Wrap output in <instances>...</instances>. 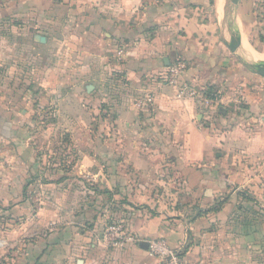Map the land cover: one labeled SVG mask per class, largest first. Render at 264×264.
Wrapping results in <instances>:
<instances>
[{
  "label": "crops",
  "instance_id": "crops-1",
  "mask_svg": "<svg viewBox=\"0 0 264 264\" xmlns=\"http://www.w3.org/2000/svg\"><path fill=\"white\" fill-rule=\"evenodd\" d=\"M49 1L54 2V9L45 12L48 18L43 17L49 20L47 31L43 29L48 41L24 44L23 50L31 58L23 62L33 68L35 90L43 99L48 97L66 129L83 126L88 119L85 105H95L103 97L115 113L119 129L136 135L111 142L118 153L113 156L101 152L64 161L75 179L97 182V188L87 190L89 194L96 191L103 197L101 191L108 190L114 203L122 196L128 199L117 201L114 212L109 205L100 208L98 198L90 205H77L71 199L59 207L56 201L48 202L47 209L36 216L30 215L27 202L21 203L12 209L19 224L17 232L7 235L5 247L27 248L23 254L27 264H161L148 255L147 242L163 238L180 251L182 264H247L249 250L243 245L236 250L235 246L247 238L223 233V221L209 229L233 205L226 203L214 215L187 221L175 209L171 212L150 198L168 193L172 180L185 179L193 182L186 189L191 193L202 188L206 195L225 193L238 178L242 182L243 174L248 177L251 167L245 161L264 155V119L250 129L228 127L226 109L217 116L215 107L205 109L190 95L178 98L180 89L159 79L182 58L188 65L181 81L185 87L204 93L219 82L220 67L225 65L224 50L217 46L219 0ZM38 34L41 31L33 33ZM148 94L153 96V104L143 110L136 108L135 101ZM72 101L83 104L80 114L85 111L86 118L73 113ZM248 112L260 113L257 108ZM28 113L27 109H0L4 126L0 137L6 144L28 137ZM143 135L152 138L140 139ZM26 159L36 165L29 154ZM184 190L182 185L176 189L177 193ZM63 191L67 196L82 192L65 188L52 189V194ZM111 218L125 220L137 241L125 248H106L101 230ZM48 224L59 228L49 241L38 238L31 247L23 243L30 230Z\"/></svg>",
  "mask_w": 264,
  "mask_h": 264
},
{
  "label": "rangeland",
  "instance_id": "rangeland-1",
  "mask_svg": "<svg viewBox=\"0 0 264 264\" xmlns=\"http://www.w3.org/2000/svg\"><path fill=\"white\" fill-rule=\"evenodd\" d=\"M53 3L49 0H0V109H27L29 112L26 118L27 138L18 137L10 144H6L0 137V264H27L23 262L24 250L27 248L24 249L17 244L5 247L7 235L16 231L19 224L18 215L12 210L19 204L27 202L31 209L30 215L36 216L47 209L48 202L56 201V206L59 207L63 206L67 199H71L77 205L79 203L90 205L98 198L100 208H108L106 205H109L110 211L114 212L117 208L114 204L117 201H124L122 198H126L125 201L128 199L122 196L114 203L112 201L114 197L108 190L101 191L105 194L103 197H98L99 193L96 191L89 194L87 190L97 188V182L75 179L69 164L64 161L73 162L81 155L97 156L101 152L113 156L118 153L111 142L119 138L130 140L137 138L136 135L124 131V128L122 131L119 129L115 123L116 115L103 97L97 98L95 105L92 103L85 105L88 119H84L83 126L77 127L76 130L71 127L66 129L63 119L56 114L48 97L43 99L35 90L33 81L36 75L33 68L23 62L31 58L28 56L29 52L23 50L24 44L32 45L35 41L47 43L48 36L45 31L49 20H44L43 17H49L45 12L54 9ZM227 7L228 0H225L224 10L218 11L221 28L219 25L216 30L217 46L224 50L222 58L225 65L220 67L219 82L208 89L205 88L204 93L215 101L217 116H221L220 110H227L225 116L229 120L228 127L250 129L255 126L254 124H262L261 120L264 119V78L245 68L227 47L225 42L230 41L232 37L227 25L229 21L225 17ZM237 24L241 42L242 40L245 42L247 50L264 57V0H240ZM39 31L41 35H33ZM242 52L251 57L243 48L239 53ZM254 60L264 66L263 61ZM72 103L73 113L78 114L77 117L81 118L82 115L86 118L85 111L80 114L84 110L83 104L81 105L79 101ZM256 108L260 112L259 115L248 112ZM3 127L0 124V131ZM74 127L76 128V125ZM150 138L152 137L143 135L140 139ZM28 154L36 159L35 166L28 164L30 163L26 159ZM254 158L251 162L245 161L246 165L249 164L251 167L248 177L243 174L242 182L238 178L225 193L206 195L203 188L202 191L191 193L186 189L191 188L193 182L185 179L172 180L168 193L150 198H153V203L162 204L163 207L171 209V212L175 209L174 213H180L187 221H194L199 215L200 208L209 210L218 204L233 205L227 210L229 214L222 213V220H217L209 229H216L220 222H226L221 229L223 233L238 239L241 237L248 239L243 244L235 243L236 250H241L242 245L244 250H249L250 259L247 264H264V155ZM56 169H61L63 173ZM67 171L71 174L69 172L67 174ZM179 185L185 188L184 192L177 193ZM8 188L14 194H9ZM65 188L82 192L69 196L65 195L64 191L57 192V195L52 194L54 193L52 189ZM255 192L256 195L253 194ZM247 194L254 199H246ZM163 211L169 213L167 210ZM116 219H107L101 230L102 235ZM55 229L59 230L57 224L30 230L22 241L30 247L38 238L49 241L56 233ZM28 264L38 263L32 261Z\"/></svg>",
  "mask_w": 264,
  "mask_h": 264
},
{
  "label": "built area",
  "instance_id": "built-area-1",
  "mask_svg": "<svg viewBox=\"0 0 264 264\" xmlns=\"http://www.w3.org/2000/svg\"><path fill=\"white\" fill-rule=\"evenodd\" d=\"M121 55L122 53H119V56ZM187 66L186 60L178 58L159 76V79L167 86L179 88L178 98H182L184 95H190L195 99H199L202 107L205 109L213 108L215 106L213 99L207 97L202 92H197L181 84L182 78L187 71ZM152 104L153 96L150 94L140 97L135 101V107L141 110ZM101 241L108 249H120L134 244L137 238L129 232L125 220H117L103 233ZM147 252L150 257L158 259L161 264H182L180 251L171 247L168 241L163 238L150 239L147 242Z\"/></svg>",
  "mask_w": 264,
  "mask_h": 264
},
{
  "label": "water",
  "instance_id": "water-1",
  "mask_svg": "<svg viewBox=\"0 0 264 264\" xmlns=\"http://www.w3.org/2000/svg\"><path fill=\"white\" fill-rule=\"evenodd\" d=\"M240 0H228V7L225 17L229 21V29L231 31V40L226 41V45L233 55L237 57L240 63L254 74L260 75L264 78V66L256 61L252 57H248L244 52L240 54L242 50L241 45V33L237 24V8ZM260 64V66H259ZM259 66V67H258Z\"/></svg>",
  "mask_w": 264,
  "mask_h": 264
},
{
  "label": "trees",
  "instance_id": "trees-1",
  "mask_svg": "<svg viewBox=\"0 0 264 264\" xmlns=\"http://www.w3.org/2000/svg\"><path fill=\"white\" fill-rule=\"evenodd\" d=\"M206 95L208 96V94H206ZM208 97H209V96H208ZM211 97H212V96H211ZM209 98H210V97H209ZM211 99H212V98H211ZM245 198H246V199H249V200H252V198H251L250 196H247V195H245ZM221 207H222V204H218V205H215L212 209H209V210H207V211H203V210L200 209L198 217H201V216H203V215H205V214H208V213H210V212H218V211H220ZM198 217H196V218H198Z\"/></svg>",
  "mask_w": 264,
  "mask_h": 264
},
{
  "label": "bare ground",
  "instance_id": "bare-ground-1",
  "mask_svg": "<svg viewBox=\"0 0 264 264\" xmlns=\"http://www.w3.org/2000/svg\"><path fill=\"white\" fill-rule=\"evenodd\" d=\"M224 8H225V0H219V1H218V9H219V11H223ZM241 45L247 47V46L245 45V42H244L243 40H242V42H241ZM252 58L264 62V57H263V56H258V55H256V54H254V55H252Z\"/></svg>",
  "mask_w": 264,
  "mask_h": 264
}]
</instances>
